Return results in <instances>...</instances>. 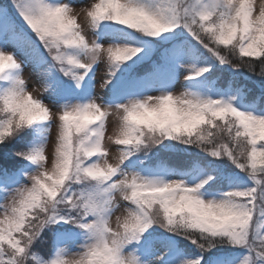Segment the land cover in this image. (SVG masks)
I'll use <instances>...</instances> for the list:
<instances>
[{
    "label": "snow or ice",
    "instance_id": "obj_1",
    "mask_svg": "<svg viewBox=\"0 0 264 264\" xmlns=\"http://www.w3.org/2000/svg\"><path fill=\"white\" fill-rule=\"evenodd\" d=\"M0 201V264H264V0H0Z\"/></svg>",
    "mask_w": 264,
    "mask_h": 264
},
{
    "label": "rangeland",
    "instance_id": "obj_2",
    "mask_svg": "<svg viewBox=\"0 0 264 264\" xmlns=\"http://www.w3.org/2000/svg\"><path fill=\"white\" fill-rule=\"evenodd\" d=\"M257 71H259V67L257 68ZM25 77H26V79H27V72L25 73ZM178 91H182V89H180V90H178ZM111 132V128H109V133ZM113 147V151H114V146H112ZM2 202V201H1ZM44 251H45V249L44 248H41L40 250H39V252H40V254L42 255L43 253H44Z\"/></svg>",
    "mask_w": 264,
    "mask_h": 264
}]
</instances>
